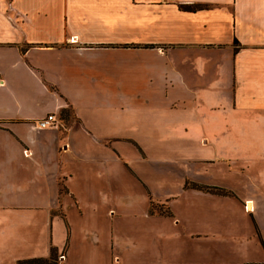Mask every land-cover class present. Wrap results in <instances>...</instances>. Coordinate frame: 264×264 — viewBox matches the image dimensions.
<instances>
[{
    "label": "crops",
    "instance_id": "0c3cea01",
    "mask_svg": "<svg viewBox=\"0 0 264 264\" xmlns=\"http://www.w3.org/2000/svg\"><path fill=\"white\" fill-rule=\"evenodd\" d=\"M51 249L264 264V0H0V264Z\"/></svg>",
    "mask_w": 264,
    "mask_h": 264
},
{
    "label": "trees",
    "instance_id": "16d2710c",
    "mask_svg": "<svg viewBox=\"0 0 264 264\" xmlns=\"http://www.w3.org/2000/svg\"><path fill=\"white\" fill-rule=\"evenodd\" d=\"M184 186L196 188L199 190L208 191V192H212V193H217V194H221V195L230 194L229 191H227L223 188L201 185V184H196V183H192V182H185ZM156 207H159V206L150 201L149 205H148V212L149 213L157 212L159 214L170 215V212L167 208L163 211H159V210L154 211ZM54 253H55L54 250L51 249L48 258L34 257V258L20 259V260H16L14 264H47L48 259L52 258L55 255ZM59 264H60V260H59Z\"/></svg>",
    "mask_w": 264,
    "mask_h": 264
},
{
    "label": "built area",
    "instance_id": "2783aa9c",
    "mask_svg": "<svg viewBox=\"0 0 264 264\" xmlns=\"http://www.w3.org/2000/svg\"><path fill=\"white\" fill-rule=\"evenodd\" d=\"M34 124L39 129L58 128L59 120L54 112H48L44 116L34 120ZM63 257V254H58L57 259L61 261Z\"/></svg>",
    "mask_w": 264,
    "mask_h": 264
},
{
    "label": "rangeland",
    "instance_id": "374dc122",
    "mask_svg": "<svg viewBox=\"0 0 264 264\" xmlns=\"http://www.w3.org/2000/svg\"><path fill=\"white\" fill-rule=\"evenodd\" d=\"M156 205H158V204H156ZM158 206L159 207H156L154 211H158V210L163 211L166 209V207H164L162 205H158ZM54 254L55 255L52 258L48 259L47 264H59V260L57 259V256H58L57 253L55 252Z\"/></svg>",
    "mask_w": 264,
    "mask_h": 264
}]
</instances>
